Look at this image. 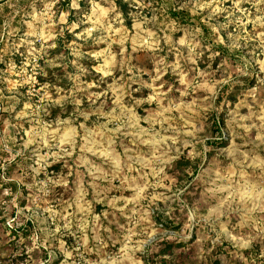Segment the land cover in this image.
I'll return each instance as SVG.
<instances>
[{"label":"rangeland","instance_id":"1","mask_svg":"<svg viewBox=\"0 0 264 264\" xmlns=\"http://www.w3.org/2000/svg\"><path fill=\"white\" fill-rule=\"evenodd\" d=\"M116 1L0 0V264H264V0Z\"/></svg>","mask_w":264,"mask_h":264},{"label":"trees","instance_id":"2","mask_svg":"<svg viewBox=\"0 0 264 264\" xmlns=\"http://www.w3.org/2000/svg\"><path fill=\"white\" fill-rule=\"evenodd\" d=\"M115 3H116L118 10L120 11V13L124 16L125 19H127V7H128V5L123 3L120 0H117ZM171 15H173V17H175L174 19H177V16L182 15V13L177 12L176 14L172 13ZM129 24L130 23L127 22V24H126L127 27H129ZM249 85L251 86L252 82ZM236 91L230 95L229 101L231 104H234L236 102V93H237ZM217 144L219 145L220 148H223L226 146V142H224L223 140H220V142H218ZM188 166H190V162H188V161H177L175 163V168H177V169H183V168L188 167ZM177 247H181V245L177 246ZM171 248H172V246H168L167 247L168 251H170Z\"/></svg>","mask_w":264,"mask_h":264}]
</instances>
